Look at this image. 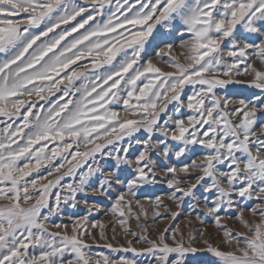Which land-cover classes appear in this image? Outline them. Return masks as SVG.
<instances>
[{
  "label": "snow or ice",
  "instance_id": "obj_1",
  "mask_svg": "<svg viewBox=\"0 0 264 264\" xmlns=\"http://www.w3.org/2000/svg\"><path fill=\"white\" fill-rule=\"evenodd\" d=\"M41 25L43 30L35 31ZM158 26L165 36L175 33L179 46L187 49L188 62L181 63L170 56L173 45L167 44L175 71L145 59ZM238 26L243 41L236 39ZM226 39L225 52L221 45ZM0 54L6 57L0 59V200L8 201L0 204V264H101L84 238L91 237L87 216L74 219L70 231L67 224L50 231L46 222L61 212L62 203L76 208L78 194L111 199L120 187L126 191L116 193L111 211L121 225L127 214L139 220L126 193L135 196L142 187L157 184L161 164L164 177H171L164 181L173 190L169 198L180 204L189 198L192 211L203 204L202 215L223 231L221 244L235 242V247L223 250L205 240L206 247L197 248L191 232L185 237L170 226L156 239L127 228L148 247H132L128 241V247L109 243L108 248L150 257L148 264H200L190 259L198 252L211 253L212 264H264V122H258L264 120V71L252 61L254 55L264 64V0H0ZM155 54L163 57L164 48ZM85 61L90 68L83 66ZM217 72L251 75L235 82L259 94L226 110L232 101L221 100L214 89L232 81L218 79ZM186 86L193 91L185 105ZM33 96L48 107L39 105L34 113L38 102L28 99ZM170 104L175 105L171 113ZM119 105L138 118L122 119L114 110ZM185 107L190 114L177 118ZM142 131L146 138L135 139ZM197 146L204 152L201 158L181 160ZM97 156L113 161V170L90 164ZM66 164L71 166L62 172ZM42 165L48 176L59 175L40 183L46 179L40 175ZM85 165L87 171L77 177ZM124 168L131 170L130 178H121ZM97 174L100 181L93 188L90 181ZM65 177L74 183L61 185ZM235 197L260 200L249 209L260 220L246 219ZM155 202L163 203L160 197ZM135 203L143 211L144 205ZM233 209L247 232H234L223 223L221 213ZM91 227L107 239L102 223ZM101 256L103 264H137L126 256L115 261Z\"/></svg>",
  "mask_w": 264,
  "mask_h": 264
},
{
  "label": "rangeland",
  "instance_id": "obj_2",
  "mask_svg": "<svg viewBox=\"0 0 264 264\" xmlns=\"http://www.w3.org/2000/svg\"><path fill=\"white\" fill-rule=\"evenodd\" d=\"M80 17H77V20H79ZM99 19V18H98ZM73 25L76 23V21L71 22ZM67 26L61 25V28H65ZM87 28V25L85 26ZM44 28V25H41L39 29H36L35 31H42ZM61 29H57L56 31L59 32ZM84 29H81L80 32H83ZM51 35V34H49ZM76 33L73 34L75 36ZM153 36L155 37V40L153 41V46L148 49V56L145 59H151L154 64H156L158 67H160L163 71H175L176 69L172 67V61L169 59V50L167 48V44L171 43L173 45V48L171 49L170 56L177 58L181 63H187L188 61L185 59L184 53L187 51V49L181 48L180 40L177 38V35L175 33L165 36L164 30L160 29L159 26L157 30L154 31ZM184 39L187 40L188 36H184ZM236 39L243 41L244 39V33L243 30L237 28L236 31ZM152 40V38H150ZM249 42H252L251 40ZM39 43V41H38ZM230 41L225 40L221 48L223 51H228V45ZM158 47H162L165 50V55L163 57L157 56L155 52L158 50ZM251 52V50H249ZM6 58L3 54H0V59ZM224 59L231 63V58L227 57L225 55ZM253 65L254 67L264 71V64L261 63L260 59L255 57L253 55L252 57ZM143 62V61H142ZM83 66L90 68L91 65L88 62H81ZM241 71L243 70L244 65L241 64ZM214 76H216L218 79L223 80H231V83H228L226 85H217V87L214 89L215 94L217 97H220L221 100L227 98L232 101L228 105V109L231 110L240 99H248L252 95L253 92H256L259 94L258 90L252 89L247 83H236L235 81H248L252 79L251 75H245L240 74L237 75L235 73L231 74L230 76H225L220 72L213 73ZM79 85V82H77V86ZM199 86H197L198 89ZM193 91L192 86H186L184 89V93L182 94V100H184L185 105L187 104V97L191 95ZM60 95L59 92L55 94V96L51 97L50 99H56ZM33 101L38 102V107L33 109V112L39 111V105H43L44 108H47L48 105L44 102L39 100L38 97L33 96L28 98ZM206 103H210V101H206ZM175 107L174 104L169 105V113L172 112L173 108ZM114 110L118 111L120 114V117L122 119L129 118V119H137L138 115L135 112L131 111H125L123 105L117 106ZM190 112L185 107L181 110V113L179 114V117L177 118H185L187 115H189ZM258 113V117H259ZM3 117H0V120H3ZM163 119V118H162ZM20 121L17 120V123ZM258 122H264V120H259ZM0 127H3L2 124H0ZM27 131V130H26ZM146 138V134L142 131L140 133L135 134V139L143 140ZM173 146H175L176 142H171ZM49 147H52V145H49ZM84 145H81V148H83ZM204 155V152L202 149L197 146L195 147L192 152L189 154L188 158L181 157V160H183L185 163H188L190 159H199ZM58 162V161H54ZM173 162H175V158L173 159ZM74 163V162H73ZM90 164H93V166H96L97 164L105 169V172H111L113 170V161L101 159L99 156H97V159L95 162L89 161ZM159 164V161H158ZM71 165H65L61 171H67V168ZM160 171L158 172V183L155 185H146L142 187L135 196H132L131 194L126 193V199H130L133 201L132 204V212L139 214V220H136L131 214H127L126 216V223L124 225H121L119 223V219H121L118 214H114L111 211L112 203L115 201V195L118 192L126 191L125 188H115V190L111 193V199H108L105 196L99 195V194H92L91 192L88 193L87 196L84 194H78L76 197V200L78 202L77 207L73 208L70 204H61V212L59 214L53 215L49 221H47V226L50 231H61L62 229L56 228L54 225L56 224H67L69 226V231L71 229V225L74 219L87 216L88 220L86 223V227L88 228V231L91 233V237H84L86 239V242L90 245H92V248L90 249L91 253L93 254V259H101V264H103L102 256L109 257L110 261L118 260L121 256H126L129 259H135L137 261V264H148V261L150 257L146 256H136L135 254L128 252H115L113 249L108 248L107 244H112L113 248H117L120 246L128 247V241H131L132 247L136 248H143L148 247L147 244H145L143 241H139L136 237H134L131 232H126L125 229L130 228L131 231L141 233L142 235L148 236L150 239H156V237L164 231V229L169 228L170 226L178 227V229L184 233L185 237H187L188 233L191 232L193 236L196 238V242L193 245L197 248H205L204 241L208 240L210 243L214 245H220L223 250H231L233 247H235V242H233L232 245H223L221 244L222 238H223V231L219 230L217 226L215 225L213 218L202 215L204 212V205L200 204L196 211H192L189 205L192 203V201L189 200V198H185L184 203L180 204L178 201L174 202L169 197L172 194V189H170L166 183L164 182L165 179H171V177H164V173L162 171L163 165H159ZM48 167L47 165H42L40 169V175L46 177L43 181H39L40 183H46L47 180H52L56 176L59 175V173L53 172L51 176L47 175ZM81 171H87V165L81 170L77 171V177L80 175ZM35 175V174H34ZM181 175H184L183 173ZM131 176V170L128 168H124L121 172V178ZM100 176L97 174L96 176H93L90 183L93 188H96L99 184ZM70 183H74L73 177H65L64 180L61 181V185H68ZM59 189H53V193L58 191ZM29 191H33L31 188ZM202 192V189L197 190V196H200V193ZM67 193V189L63 192H61V195L64 196ZM160 197L163 203L157 204L155 202V198ZM88 200V205L84 204V200ZM237 201H240L239 197H235ZM136 200L140 201V204L144 205L143 211L140 209V207L135 203ZM8 203V201L0 200V204ZM241 206H244V217L248 219L249 221H258L260 220V217L253 216L251 211L249 210L251 207L255 206L256 204L260 203V200L256 199L255 197L252 200H244L240 201ZM25 207L29 206L28 204L24 205ZM89 206L98 207L99 211H93L89 213L87 211V208ZM211 206V205H209ZM127 211V210H126ZM146 211L147 215L145 216L143 212ZM156 212L161 213V216H157ZM179 213L178 216L173 218L171 213ZM223 217V223L227 224L229 228H231L234 232H247V229L243 226L241 221L238 219L236 210L233 209L231 212H222L221 213ZM199 216V218H198ZM99 221L103 224V233L104 236L107 237V239L101 238L100 230L98 228L91 227V224L93 222ZM203 221V222H202ZM143 225L144 227H140ZM203 232V235L200 236L198 233ZM248 235H251V233H247ZM94 237V239L92 238ZM240 246L243 247V241H241ZM190 259H194L196 261H199L200 264H212V262L215 260V257L212 256L211 253L207 252H198L195 254V257H190Z\"/></svg>",
  "mask_w": 264,
  "mask_h": 264
}]
</instances>
